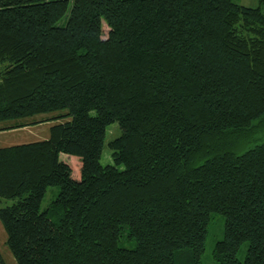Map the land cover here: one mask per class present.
Segmentation results:
<instances>
[{"label":"trees","instance_id":"16d2710c","mask_svg":"<svg viewBox=\"0 0 264 264\" xmlns=\"http://www.w3.org/2000/svg\"><path fill=\"white\" fill-rule=\"evenodd\" d=\"M47 121L0 147L17 264H201L214 214L264 264V0H0V132Z\"/></svg>","mask_w":264,"mask_h":264},{"label":"rangeland","instance_id":"374dc122","mask_svg":"<svg viewBox=\"0 0 264 264\" xmlns=\"http://www.w3.org/2000/svg\"><path fill=\"white\" fill-rule=\"evenodd\" d=\"M240 4L246 6H257L258 0H236ZM8 122L0 123V126L6 125ZM42 125L37 126L36 128H30L26 130H12V131H3L0 133V147L12 146L17 144L29 143L39 140H45L49 137V128L55 122L47 121L41 123ZM117 124H112L107 128V136L108 140H110L117 133ZM101 163L103 165L113 164V160L111 157V152L108 146H105ZM59 187L52 186L47 189L45 197L43 198L41 204V210H45L51 202L57 197L59 194ZM223 228H224V218L221 215L214 214L212 220L208 227V234L205 243V250L203 255L201 256V264H220L217 259L214 257V248L217 241L223 238ZM7 234L4 230L2 223L0 222V264H17L15 258L10 252L7 244ZM121 245L132 248L133 244L127 242L125 240L121 241ZM248 247V243H243L239 249L237 254V258L240 261L244 260L246 249Z\"/></svg>","mask_w":264,"mask_h":264},{"label":"crops","instance_id":"0c3cea01","mask_svg":"<svg viewBox=\"0 0 264 264\" xmlns=\"http://www.w3.org/2000/svg\"><path fill=\"white\" fill-rule=\"evenodd\" d=\"M39 125H42V124H37V125H33V126H26V127H24V128H21V129H17V130H26V131H28L27 129H30V128H36L37 126H39ZM12 131V130H11ZM1 133V132H0Z\"/></svg>","mask_w":264,"mask_h":264}]
</instances>
